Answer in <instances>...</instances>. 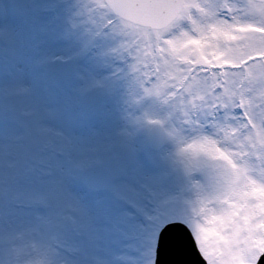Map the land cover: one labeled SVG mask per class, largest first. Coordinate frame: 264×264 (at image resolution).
Instances as JSON below:
<instances>
[{"label":"rangeland","instance_id":"1","mask_svg":"<svg viewBox=\"0 0 264 264\" xmlns=\"http://www.w3.org/2000/svg\"><path fill=\"white\" fill-rule=\"evenodd\" d=\"M21 1L0 20V66L7 47L22 64L14 79L0 78V261L13 251L14 264H152L164 220L183 218L196 221L211 264H253L264 247V33L249 30L264 28V5L188 0L177 31L151 46L149 33L133 44L141 33L99 0H28L32 9ZM106 22L98 43L92 33ZM90 43L95 52L77 62ZM60 54L73 57L67 68L53 62ZM73 64L76 81L65 77ZM165 120L174 137L167 154L144 141L151 123ZM142 149L156 160L142 159ZM93 163L115 170L109 191L84 187ZM194 168L201 192L187 196L202 198L197 213L178 200Z\"/></svg>","mask_w":264,"mask_h":264},{"label":"water","instance_id":"2","mask_svg":"<svg viewBox=\"0 0 264 264\" xmlns=\"http://www.w3.org/2000/svg\"><path fill=\"white\" fill-rule=\"evenodd\" d=\"M107 3L112 7V9L121 14H125L124 16L129 17L131 19H136L131 12H127L121 6V3L125 0H106ZM134 1V6L136 9L142 10L147 7L149 4L145 3L144 0H130ZM126 12V13H123ZM168 13V10H167ZM166 13V15H167ZM164 139V133L160 126L154 125L149 134V142L152 147H158L161 141ZM101 172L105 175L103 179V184H91L93 181L92 175L94 172ZM108 172L102 167H95L89 171L87 175V183L93 187L99 186H108L109 185V177H107ZM174 230V231H173ZM176 231V232H175ZM175 234L178 235L175 238ZM169 252L174 258H170L167 255ZM157 264H206L205 260L199 254L196 245L194 243L193 238L190 235L187 227L181 223H169L165 226V228L160 232L159 235V244H158V255H157ZM258 264H264V254L261 256Z\"/></svg>","mask_w":264,"mask_h":264}]
</instances>
